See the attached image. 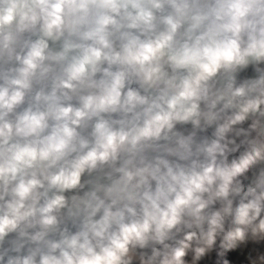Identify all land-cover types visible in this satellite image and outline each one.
<instances>
[{"label": "clouds", "instance_id": "1", "mask_svg": "<svg viewBox=\"0 0 264 264\" xmlns=\"http://www.w3.org/2000/svg\"><path fill=\"white\" fill-rule=\"evenodd\" d=\"M0 264H264V0H0Z\"/></svg>", "mask_w": 264, "mask_h": 264}]
</instances>
